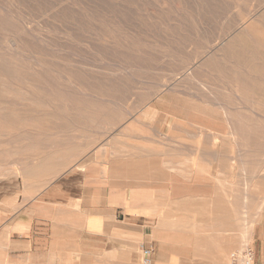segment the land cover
Masks as SVG:
<instances>
[{"label":"rangeland","instance_id":"374dc122","mask_svg":"<svg viewBox=\"0 0 264 264\" xmlns=\"http://www.w3.org/2000/svg\"><path fill=\"white\" fill-rule=\"evenodd\" d=\"M251 10L264 24V0H0V73L15 87L0 86L1 195L45 188L97 154L141 163L153 153L177 173L191 165L198 202L218 199V217L241 219L238 258L243 264L250 249L257 264L247 239L264 223V71L247 70L243 82L228 76L244 66L264 70V58L245 60L256 50L239 20ZM210 212L189 215L208 222Z\"/></svg>","mask_w":264,"mask_h":264},{"label":"crops","instance_id":"0c3cea01","mask_svg":"<svg viewBox=\"0 0 264 264\" xmlns=\"http://www.w3.org/2000/svg\"><path fill=\"white\" fill-rule=\"evenodd\" d=\"M153 156L139 163L97 154L45 188L0 191V264H139L141 249L152 250L153 264H242L241 219L218 217V199L198 202L191 165L176 175L174 163ZM205 210L208 222L188 215ZM249 238L264 264L263 222Z\"/></svg>","mask_w":264,"mask_h":264},{"label":"bare ground","instance_id":"6f19581e","mask_svg":"<svg viewBox=\"0 0 264 264\" xmlns=\"http://www.w3.org/2000/svg\"><path fill=\"white\" fill-rule=\"evenodd\" d=\"M231 13V12H230ZM60 14V13H59ZM259 19H258V16H257V13L255 12V11H250L249 12V14L247 15V16H244V17H242V18H240V24H241V26L244 28V33H245V35H246V37L250 40V43H251V45H253V47H255V50H256V53H254V55H252L249 59L248 58H245V60L246 61H249L250 63H252V62H254L255 60H258V59H261V58H264V24H262V25H260V26H257L256 24V22L258 21ZM238 28H239V30H240V27H236V29H235V32H234V34H238L239 33V30H238ZM243 45L241 44V43H239L238 45H237V48H241ZM236 48V49H237ZM19 51V50H18ZM208 55H210V56H212V57H214L215 55H217L216 53H215V49L214 48H212V51L211 52H209V54ZM220 56V55H219ZM219 56H216V57H214L213 58V61H214V63L216 64V62H217V60L219 59ZM226 56H228V55H226ZM8 58V57H7ZM23 58V57H22ZM4 60H5V58H3ZM29 60V59H28ZM138 60V59H137ZM7 61V60H6ZM5 61V62H6ZM20 62V61H19ZM1 63V62H0ZM11 64V63H10ZM5 64L3 63V65H2V67L4 66ZM13 65V64H12ZM19 65H20V63H19ZM22 65V64H21ZM20 65V66H21ZM0 68H1V66H0ZM4 69H6V67H3L1 70H4ZM259 68H257V67H255V68H251V67H243V70H238L237 71V73H235V71H233V72H229V74H228V76H230V78H233V79H235L236 81L238 80V81H241V82H243L244 80H245V78H251V76H248L247 75V70H249V73L250 74H252V75H258V74H260V73H263V69H260V70H258ZM5 71L6 70H4L3 72L5 73ZM7 71H9V70H7ZM11 71V70H10ZM9 71V72H10ZM103 71V70H102ZM192 70H190V72H191ZM245 71V72H244ZM3 72L2 73H0V86H1V88H3V90L7 93V89H8V91L10 92V91H13V90H15V87H13V84H11V82H10V84H8V83H6V79L8 78L9 79V77H7V78H5V75L3 74ZM13 74H14V72H13V69H12V71H11ZM11 72H10V74H11ZM15 72H16V70H15ZM112 73V72H111ZM118 73V72H117ZM7 74V73H6ZM11 76H14V75H11ZM15 76H16V74H15ZM20 76H22V75H20ZM24 76V75H23ZM185 77H186V75H184ZM17 77H19L18 75H17ZM15 78V77H14ZM13 78V79H14ZM21 78V77H20ZM20 78H17V79H19V80H17V81H20L21 79ZM11 79V78H10ZM29 79V78H28ZM27 79V80H28ZM179 79V78H178ZM189 79V78H188ZM187 79V80H188ZM30 81V80H29ZM171 81V80H170ZM177 81V80H176ZM192 81V80H191ZM194 81V80H193ZM14 82H15V80H14ZM22 82V81H21ZM20 83V82H19ZM8 84V85H7ZM15 84V83H14ZM30 84H32V83H30ZM54 84V83H53ZM186 84V83H185ZM7 85V86H6ZM36 85V83L34 84V86ZM15 86V85H14ZM171 87V84H169V83H166L165 85H162L161 86V89H159L160 91L163 89V88H170ZM212 88H213V86H211ZM42 88V87H41ZM32 89V88H31ZM2 90V89H1ZM218 90V89H217ZM206 91V90H205ZM27 92V91H26ZM29 92V91H28ZM162 92V91H161ZM32 92H30V93H26L27 95H29V94H31ZM160 93V92H159ZM206 93V92H205ZM17 94V93H16ZM15 94V96H17ZM43 94V93H42ZM42 94H40V96L42 95ZM33 95V94H32ZM195 95V94H194ZM5 96V95H4ZM3 96V97H4ZM7 96V95H6ZM5 96V97H6ZM40 96H39V98H40ZM12 97V98H11ZM19 97V96H18ZM26 97V96H25ZM35 97V96H34ZM34 97L32 96V99H31V101L28 99V97H27V100L29 101V103L30 102H32V100L34 99ZM37 97V96H36ZM35 97V98H36ZM42 98L44 97V95L43 96H41ZM156 97V96H155ZM1 98V97H0ZM9 98V97H8ZM15 97L14 96H11L10 95V100L11 99H14ZM21 98H23V97H21ZM45 98V97H44ZM25 100V99H24ZM24 100H22L21 99V101H23L24 102ZM27 100H25V101H27ZM3 101V100H2ZM34 102L35 101H37V99H34L33 100ZM40 101H42L41 100V98H40ZM40 101H38L39 103H41ZM1 102V101H0ZM10 102V101H9ZM45 102V101H44ZM33 103V102H32ZM46 103V102H45ZM48 103V102H47ZM5 104V103H4ZM15 104V103H14ZM38 104V103H37ZM37 104H35V105H37ZM50 104V103H49ZM150 104V103H149ZM1 105V104H0ZM17 105V104H16ZM20 105V104H19ZM31 105V104H30ZM40 105H42V104H40ZM217 106H220V104H216ZM7 106H9V105H7ZM42 106H45V104H43ZM46 106H47V104H46ZM53 106V105H52ZM1 107V106H0ZM37 107H39V106H37ZM49 107V106H48ZM2 108V107H1ZM4 108V107H3ZM2 108V109H3ZM46 108V107H45ZM146 108V107H145ZM155 108H157V107H155ZM7 109V108H6ZM9 109V108H8ZM19 109H21V108H19ZM26 109V108H25ZM24 109V110H25ZM28 109V108H27ZM49 109V108H48ZM10 110V109H9ZM9 110H7V112H9ZM30 110V109H29ZM32 111L34 110V109H31ZM152 111H153V113H155L154 112V109L152 108L151 109ZM13 111V110H12ZM18 111V110H17ZM21 111V110H20ZM23 111V110H22ZM31 111V112H32ZM158 111V110H157ZM2 111H0V113H1ZM39 111H37V113H38ZM68 112V111H67ZM3 113H6V111H4ZM9 113H11V111L9 112ZM13 113V112H12ZM12 113H11V116H13L14 115V113H13V115H12ZM22 113V112H21ZM26 113V112H25ZM36 113V112H35ZM2 114V113H1ZM0 114V115H1ZM7 114V113H6ZM6 114H5V116H6ZM20 114V113H19ZM27 114H28V112H27ZM8 115V114H7ZM17 115V114H16ZM21 115V114H20ZM159 115H160V113H159ZM2 116V115H1ZM0 116V117H1ZM28 116H30V114L28 115ZM3 117V116H2ZM1 117V118H2ZM8 117V116H7ZM14 117V116H13ZM13 117H11V118H9V120H11ZM24 117V116H23ZM39 117V116H38ZM37 117V118H38ZM18 118H19V116H18ZM34 117H32L31 119H33ZM37 118H36V120H37ZM5 119H7L6 117H5ZM5 119H3L4 121H5ZM14 119H17V118H14ZM22 119L23 118H21V121H22ZM30 118H28L27 120H29ZM35 119V118H34ZM156 119H157V117H156ZM13 120V119H12ZM18 120V119H17ZM39 120H40V118H39ZM160 120V119H159ZM14 121V120H13ZM13 121H12V123H13ZM23 121H25L24 119H23ZM23 121H22V123H23ZM165 121L166 120H164V119H162L161 120V122H163V123H165ZM7 122H8V120H7ZM41 122H42V120H41ZM149 122V121H148ZM228 122L231 124V121H230V117H229V119H228ZM5 123V122H4ZM156 123V122H155ZM159 123V122H158ZM6 124V123H5ZM162 124V123H161ZM173 124V123H172ZM190 124H191V122H190ZM2 125V124H1ZM36 125V124H35ZM140 125V124H139ZM139 125H137V126H139ZM44 126V125H43ZM153 126V125H152ZM177 126V125H176ZM31 127V126H30ZM40 127V126H39ZM135 127V126H134ZM151 127V126H150ZM3 128V127H2ZM2 128L0 129V130H2ZM24 128V127H23ZM44 128V127H43ZM130 128V127H129ZM132 128V127H131ZM13 129V128H12ZM32 129V128H31ZM41 130V129H40ZM127 130V129H126ZM206 130V129H205ZM233 130V129H232ZM6 131V130H5ZM24 131V130H23ZM29 131H31V130H28V132ZM42 131V130H41ZM4 131H2V133H3ZM11 132V134L13 135V133L14 132H12V131H10ZM43 132V131H42ZM41 132V133H42ZM205 132V131H204ZM207 132H209V131H207ZM33 134V133H32ZM232 136L233 137H235L236 138V133H233L232 132ZM16 135V134H15ZM201 135V134H200ZM210 135V134H209ZM226 135H228V134H226ZM3 136V135H2ZM206 136V135H205ZM227 137V136H226ZM209 138V137H208ZM213 140V139H212ZM237 141V140H236ZM233 143V142H232ZM58 146V145H57ZM207 146V145H206ZM238 146V145H237ZM118 147V146H117ZM37 148V147H36ZM119 149H120V147H118ZM56 149V148H55ZM67 149V148H66ZM117 149V148H116ZM207 149H208V146H207ZM70 150V149H69ZM68 150V151H69ZM72 150V149H71ZM70 150V151H71ZM118 150V149H117ZM152 150V149H151ZM154 150V149H153ZM203 150V149H202ZM239 150V149H238ZM49 151V150H48ZM74 151H75V148H74ZM73 151V152H74ZM105 152H106V150H104ZM150 150L148 149V152H149ZM164 151V150H163ZM204 151V150H203ZM47 152V151H46ZM65 152H67V151H65ZM76 152V151H75ZM107 152H109V151H107ZM152 152V151H151ZM154 152V151H153ZM72 153V152H71ZM120 153V152H119ZM55 154V153H54ZM53 154V155H54ZM78 154V153H77ZM107 154V153H106ZM151 154H153V153H151ZM76 155V154H75ZM223 155V154H222ZM37 156V155H36ZM36 156H35V158H36ZM43 156V155H42ZM103 156H104V154H103ZM117 156V155H116ZM67 158H68V156H66ZM122 157V156H121ZM126 157V156H125ZM154 157V156H153ZM157 157V156H156ZM220 157V156H219ZM240 157V156H239ZM32 158V157H31ZM114 158V157H113ZM119 158V157H118ZM231 158V157H230ZM40 159V158H39ZM42 159V158H41ZM79 159V158H78ZM109 159V158H108ZM114 159H116V158H114ZM128 159V158H127ZM132 159V158H131ZM151 159V158H150ZM236 159V158H235ZM240 159H241V157H240ZM34 160V159H33ZM37 160V159H36ZM76 160V159H75ZM106 160V159H105ZM113 160V159H112ZM181 160V159H180ZM53 161V160H52ZM70 161V160H69ZM170 161V160H169ZM176 161V160H175ZM240 161H242V160H240ZM37 162L39 163L40 161H38L37 160ZM47 162V161H46ZM50 162V161H49ZM49 162H47V163H49ZM54 162V161H53ZM52 162V163H53ZM59 162H61V161H59ZM58 162V163H59ZM65 162V161H64ZM66 162H68L67 160H66ZM107 162V161H106ZM166 162H168V161H166ZM197 162V161H196ZM42 163V162H41ZM57 163V164H58ZM70 163V162H69ZM100 163V162H99ZM175 163V162H174ZM193 163V162H192ZM218 163V162H217ZM242 163V162H241ZM19 164V163H18ZM35 164H36V162H35ZM66 164V163H65ZM107 164H108V162H107ZM176 164H177V162H176ZM43 165H44V163H43ZM42 165V166H43ZM52 165H54V164H52ZM195 165V164H194ZM0 166H3L2 164L0 165ZM33 166V165H32ZM37 166V165H36ZM36 166H34L35 168L34 169H37V168H39V166H37V168H36ZM46 166H47V164H46ZM67 166V165H66ZM103 166V165H102ZM106 166V165H105ZM197 166V165H196ZM236 166H237V164H236ZM28 167V166H27ZM48 167V166H47ZM53 167V166H52ZM55 167V166H54ZM57 167V166H56ZM174 167H176L177 168V166H174ZM31 169L33 168V167H30ZM43 169H45L44 168V166L42 167ZM65 168V167H64ZM104 168V167H103ZM102 168V169H103ZM21 169V168H20ZM27 169V168H26ZM26 169H25V171H26ZM34 169H33V171H34ZM48 168H46L44 171H46ZM49 169H50V167H49ZM52 169V168H51ZM54 169H56V168H53L52 170H54ZM174 169V168H173ZM179 169H182V168H179ZM178 169V170H179ZM193 170H195L196 168H192ZM38 170V169H37ZM51 170V171H52ZM57 170V169H56ZM164 170V169H163ZM8 171V170H7ZM22 171H24V170H22ZM24 171V172H25ZM188 170H186V172H187ZM17 172H18V170H17ZM30 172V171H29ZM37 172V171H36ZM41 172V171H40ZM54 172H56V171H54ZM170 172V171H169ZM204 172H206V171H203L202 169H200V168H198L197 170H196V173H197V175H201L202 173H204ZM8 172H6V174H7ZM10 173V172H9ZM38 173H39V171H38ZM46 173V172H45ZM49 173V172H48ZM47 173V175H49ZM110 173V172H109ZM55 174V173H54ZM54 174H53V176L52 177H54ZM178 173H176V175H177ZM217 174V173H216ZM10 175H12V174H10ZM30 175V174H29ZM37 175V174H36ZM40 175H42L41 173H40ZM46 175V174H45ZM4 176V175H3ZM2 176V177H3ZM20 176V175H19ZM35 176V174L32 176V177H34ZM57 176V175H56ZM101 176H102V174H101ZM107 176V175H106ZM15 177V176H14ZM35 177H37V176H35ZM40 177V176H39ZM43 177H44V175L42 176V179H43ZM108 177V176H107ZM18 178V177H17ZM41 178V177H40ZM45 178V177H44ZM50 178H51V176H50ZM49 178V179H50ZM55 178V177H54ZM185 178H188V177H185ZM191 178V177H190ZM209 178H212L211 176L209 177ZM35 179V178H34ZM34 179H32V180H34ZM38 179V178H37ZM52 179V178H51ZM103 179V178H102ZM27 180V179H26ZM26 180H24V181H26ZM28 180H31V179H29L28 178ZM107 180V179H106ZM187 180V179H186ZM213 180V179H212ZM35 181V180H34ZM111 181H113V180H110V182ZM42 182V181H41ZM190 182V181H189ZM23 183V182H22ZM232 185V184H231ZM202 187V186H201ZM208 187V186H207ZM210 187V186H209ZM208 187V188H209ZM212 187H213V185H212ZM169 191H170V189H169ZM168 191V192H169ZM24 192V191H23ZM228 192V191H227ZM171 193V192H170ZM169 194V193H168ZM166 195H167V193H166ZM232 195H234V194H232ZM29 197H31V195L29 196ZM189 197H191V196H189ZM213 197V196H212ZM186 198V197H185ZM184 198V199H185ZM192 198V197H191ZM162 199V198H161ZM163 200V199H162ZM168 200V199H167ZM172 200V199H171ZM231 200H232V198H231ZM162 203V202H161ZM168 204V203H167ZM166 204V205H167ZM171 205V204H170ZM162 207H163V204H162ZM174 207V206H173ZM179 207V206H178ZM193 207V206H192ZM200 207V206H199ZM157 210V209H156ZM174 211V210H173ZM162 212H164L163 210H162ZM179 212V211H178ZM197 212V211H196ZM165 213V212H164ZM167 213V212H166ZM189 213V212H188ZM169 214V213H168ZM190 214V213H189ZM188 214V215H189ZM188 215H185V218H186V216H188ZM193 215H195V214H193ZM168 216V215H167ZM172 216V215H171ZM181 216V215H180ZM169 217V216H168ZM173 217V216H172ZM190 217V216H189ZM175 218V217H174ZM181 218H182V216H181ZM184 218V217H183ZM191 218H192V215H191ZM158 219V218H157ZM188 219V218H187ZM158 223V222H157ZM191 225V224H190ZM255 225V224H254ZM253 225V226H254ZM193 226H194V224H193ZM197 226V225H196ZM161 227V226H160ZM186 227V226H185ZM201 227V226H200ZM203 228V227H202ZM163 229V228H162ZM165 229V228H164ZM186 229H188L187 227H186ZM204 229V228H203ZM175 231H176V229H174ZM192 230V229H191ZM194 230V229H193ZM196 230V229H195ZM202 230V229H201ZM177 231H181V230H177ZM190 231V230H189ZM188 231V232H189ZM204 231H206L205 229H204ZM183 232V231H182ZM195 232V231H194ZM200 232V231H199ZM197 233V232H196ZM202 233V232H201ZM253 233V232H252ZM200 234V233H199ZM252 235V234H251ZM174 237H175V235H174ZM249 237H250V235H249ZM252 237V236H251ZM231 239V238H230ZM233 239V238H232ZM247 240H250L251 242H252V240L249 238V239H247ZM178 241V240H177ZM225 242V241H224ZM250 245V244H249ZM224 246V245H223ZM230 250H232V249H230ZM236 252V251H235ZM234 252V253H235ZM233 253V252H232ZM230 255H232V254H230ZM223 256V255H222ZM229 257V256H228Z\"/></svg>","mask_w":264,"mask_h":264},{"label":"built area","instance_id":"2783aa9c","mask_svg":"<svg viewBox=\"0 0 264 264\" xmlns=\"http://www.w3.org/2000/svg\"><path fill=\"white\" fill-rule=\"evenodd\" d=\"M144 264H152V250L145 249L144 250V257H143ZM244 263L243 264H254V253L252 250L248 249L244 252Z\"/></svg>","mask_w":264,"mask_h":264}]
</instances>
